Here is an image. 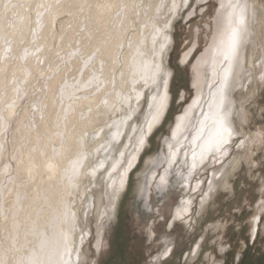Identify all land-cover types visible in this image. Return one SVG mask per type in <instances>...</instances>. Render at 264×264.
I'll return each mask as SVG.
<instances>
[{"label":"bare ground","instance_id":"6f19581e","mask_svg":"<svg viewBox=\"0 0 264 264\" xmlns=\"http://www.w3.org/2000/svg\"><path fill=\"white\" fill-rule=\"evenodd\" d=\"M94 2L0 0V260L5 264L49 259L62 233L70 236V256L65 259H70L71 264L80 263L90 233L85 218L95 205L92 190L107 181L112 205L117 192L124 188L147 135L167 113L171 74L165 58L173 40L172 22L184 0H111L128 6L117 7L103 17L87 7ZM229 4L246 5L248 30L241 53L243 67L233 66L237 82L226 93L232 101L230 119L237 133L231 142L243 132L236 124V109L240 121L246 122L245 101L259 83L264 84L260 79L264 72V4L260 0H217L214 20L207 26L205 48L193 66L194 96L176 117L169 137L164 140L170 165L183 146L191 168L213 155L207 148L213 132L212 120L206 117L211 115L209 104L213 103L227 67L215 52L216 18L231 11ZM163 37H167L168 43L160 52V45L165 43ZM197 41L185 52L186 56L183 54L182 63L190 59ZM97 48L104 54L103 70L99 57L84 66ZM154 65H159L161 72L153 80ZM165 72L166 90L161 80ZM240 84L243 89H250H245L246 93L243 90L244 96L236 101L234 91L242 89ZM147 89L149 108L142 129L136 132L138 125L132 128V119L142 106ZM26 95L28 102L21 108ZM102 100H107V105ZM12 120L16 124L11 131L10 154L15 166L4 162L9 150L7 129ZM133 132L134 138L130 140ZM124 139L128 143L123 144ZM242 140L240 147L245 148L246 157H252V147L264 142V131L258 127L252 132L244 131ZM44 160L55 164L51 174L38 172ZM99 162H103L102 168L97 167ZM29 169L31 176L27 175ZM153 173L148 175L150 181ZM168 173L165 169L161 184ZM212 181L202 204L211 196ZM263 207L260 203L257 210L260 212ZM106 208L104 212L101 207L94 211L102 218ZM189 208L190 203L185 204L175 216L183 215ZM69 213L75 214L74 220Z\"/></svg>","mask_w":264,"mask_h":264},{"label":"rangeland","instance_id":"374dc122","mask_svg":"<svg viewBox=\"0 0 264 264\" xmlns=\"http://www.w3.org/2000/svg\"><path fill=\"white\" fill-rule=\"evenodd\" d=\"M260 1L264 4V0ZM216 7L217 0H189L174 17L170 29L172 45L165 58L171 74L167 113L147 135L127 182L112 205L107 181L102 182L100 190H92L95 205L85 216L90 233L83 245L85 257L78 264H264V207L260 212L257 210L258 204L264 205V142L252 147V157H246L245 148L240 147L244 131L252 132L257 127L264 131V84L259 83L248 102L245 101L246 122L240 121L236 109V124L243 132L234 138L224 157L212 155L191 168L183 146L174 163L170 165L167 160L164 140L169 137L176 117L194 96L193 66L205 48L207 26L214 20ZM195 39H198L195 50L182 63L183 54ZM245 89L249 91L250 87ZM245 89L234 91L236 101L244 96ZM146 93L132 119V128L138 125L136 132L142 129L149 108L150 90ZM27 96L22 99L21 108L27 104ZM15 124L16 120H12L7 129L9 150L4 157V162L13 166L10 136ZM129 136L132 140L134 132ZM123 141L128 143L127 139ZM133 148L131 142L130 150ZM165 169L168 177L161 184ZM152 171L154 177L150 181L148 175ZM211 181V196L202 204ZM188 203L191 209L176 217L177 209ZM103 206L108 211L101 218L95 211L101 207L104 212ZM250 235L253 238L248 240ZM193 249L195 255L190 254Z\"/></svg>","mask_w":264,"mask_h":264},{"label":"snow or ice","instance_id":"6c2138e0","mask_svg":"<svg viewBox=\"0 0 264 264\" xmlns=\"http://www.w3.org/2000/svg\"><path fill=\"white\" fill-rule=\"evenodd\" d=\"M126 4L117 5L111 0H95L94 3L88 4L87 7L90 10H93L98 16L103 17L105 14L110 13L113 9L119 7L123 9L127 7ZM184 6H187V0H184ZM7 7V5H5ZM225 6L223 4L220 5V8L223 9ZM228 8L231 11L227 12V14H222L217 16L216 25H217V37L218 41L214 40L215 43V52L218 57L221 58L222 62L227 65V67L223 71V76L218 84L217 93L213 97V103L209 104V109L211 115L206 117L207 119L212 120V129L213 132L210 135L207 141V148L213 155L219 154L221 156L227 154V148L231 144L232 138L237 134L232 125H231V105L232 101L228 98L227 94L231 91V87L234 83H236V73L233 72V66L237 68L243 67V59H242V49L248 37V30L246 26V5L241 4H229ZM120 13L117 12L118 16ZM168 25L165 23L164 29L167 30ZM157 31H161L157 29ZM165 43L160 45V52H163L167 46L168 40L167 37H163ZM191 51V49L189 50ZM188 53H185L186 56ZM103 52L99 48L93 51L87 59L84 61V66L88 67L94 61H97L99 57L98 63L101 70L104 68V59ZM155 72L153 73V80L157 74H160L161 69L159 65H154ZM168 73H163L161 75V80L165 90L167 89V80L164 79ZM261 80H264V72H262L260 76ZM240 87L243 89L244 85L240 84ZM166 99V95L161 98V105L163 107V100ZM102 104L107 105V100H102ZM193 103H197L194 101ZM159 111V109H158ZM2 119V118H0ZM151 125H149V128ZM103 131V129H101ZM98 134V133H97ZM143 144V140L140 141ZM243 140H241V144ZM171 147V146H170ZM193 160H195V153H193ZM78 164L81 161L77 162ZM130 166V165H129ZM194 166V165H193ZM97 167L102 168L103 162H99ZM55 169V164L51 162V160H44L40 162L38 167V172L40 174H51ZM95 174V169H93V175ZM27 175L31 176L32 171L29 169L27 171ZM163 180V178H161ZM123 184V181H121ZM72 220H74L75 214H68ZM253 237L250 235L247 239L251 240ZM70 236L68 233L61 234V240L57 242L56 246L53 248L51 257L43 262L38 260H32L29 264H71L70 259H65V257L70 256L68 241ZM61 245L63 248V252L61 253ZM199 247V245H197ZM171 250H166L163 255L166 256ZM223 251V250H219ZM191 255H195V249L190 253ZM0 264H5L4 260H0Z\"/></svg>","mask_w":264,"mask_h":264}]
</instances>
